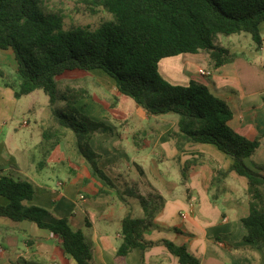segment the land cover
Here are the masks:
<instances>
[{"label": "trees", "instance_id": "trees-1", "mask_svg": "<svg viewBox=\"0 0 264 264\" xmlns=\"http://www.w3.org/2000/svg\"><path fill=\"white\" fill-rule=\"evenodd\" d=\"M114 18L97 26L77 24L66 27L62 15L43 12L41 0H0V50H12L17 63L14 73L0 62V82L15 91L16 98L42 90L49 99L50 117L43 131L46 141L60 142L72 133L75 155L82 157L96 181L98 192L115 194L129 204L136 198L144 215L128 212L122 221L123 242L118 256L135 249L143 254L159 244L178 257L179 264H201L188 245L168 239L148 240L145 236L163 209L162 195L149 198L130 188H121L100 166L101 154L91 145L95 134L114 133L102 120H95L77 105L80 96L61 92L59 77L68 71H101L116 83L117 91L132 98L148 115H177L176 126L168 135L178 149L188 143L214 144L232 159L231 166L215 173L225 178L234 171L247 179L248 215L243 218L247 234L264 252V167L254 169L246 158L257 152L264 135L249 138L230 124L233 110L203 82L173 84L160 72V62L183 53L207 51L213 67L231 62L232 50L217 42L219 35L250 33L263 46L260 25L264 22V0H98ZM74 150V151H73ZM193 161L187 160L183 177ZM216 179V178H215ZM35 184L0 172V195L8 203L0 205V217L31 221L50 230L65 253L78 264H95L94 251L81 230H74L68 217L55 222L45 218L51 211L29 204Z\"/></svg>", "mask_w": 264, "mask_h": 264}, {"label": "crops", "instance_id": "crops-1", "mask_svg": "<svg viewBox=\"0 0 264 264\" xmlns=\"http://www.w3.org/2000/svg\"><path fill=\"white\" fill-rule=\"evenodd\" d=\"M233 35L227 36L226 44L222 43L232 52L244 43L241 38L232 39ZM251 48L260 54L264 38L261 48L257 43ZM1 52L14 58L10 49ZM254 57L241 51L240 57L215 68L209 52L200 51L165 58L159 68L173 84L188 85L191 80L206 84L231 106V126L240 134L255 138L264 135V66ZM111 81L116 90L114 112L86 98L78 107L114 130L112 135L95 134L91 139V145L101 154L99 166L114 182L147 198L153 194L163 196L164 207L146 238L186 244L201 264H264L263 250L244 239L247 229L243 218L248 215L249 206L247 179L234 171L225 178L215 173L218 167L227 170L232 159L209 143L190 142L179 154L168 136L176 126L177 115H148L136 103L124 99L126 95L120 94L115 81ZM23 97L16 98L15 91L0 82V172L35 184L36 193L29 204L49 209L47 221L68 217L71 227L81 230L93 248L95 264H179L178 257L163 244L148 249L144 262L140 249L126 256L117 255L123 242L125 215L145 214L136 198L129 197L127 204L115 194L99 193L89 170L85 176L69 175L64 186L59 182L62 190L51 185L53 176L61 174L56 166L64 147L62 141L53 144L55 141L43 139L40 111L32 109L27 118L25 112L19 117L16 105ZM187 160L193 163L184 178L182 169ZM246 160H250L252 168L264 167V137L257 152ZM7 203L8 199L0 195V205ZM0 264L78 262L65 253L60 239L50 230L31 221L17 222L2 216Z\"/></svg>", "mask_w": 264, "mask_h": 264}, {"label": "rangeland", "instance_id": "rangeland-1", "mask_svg": "<svg viewBox=\"0 0 264 264\" xmlns=\"http://www.w3.org/2000/svg\"><path fill=\"white\" fill-rule=\"evenodd\" d=\"M41 9L43 12H55L62 15L66 27H71L77 24L97 26L103 21L114 18L113 14L108 12L98 3V0H41ZM261 29L264 38V22L262 23ZM231 37L232 39L241 38L244 42L242 48L238 46V48H241L239 52L238 48L233 49V53L236 55L234 56L235 58L240 57V52L244 51L247 56H255L254 60L264 66V50L260 54L252 52L253 50L251 45H256V42L250 33L242 32ZM217 42L226 44L227 36L220 34ZM2 60L6 61L4 65L7 70L14 73L17 67L15 57L9 58L0 50V61ZM59 89L61 92L69 95H79L80 99L77 103L79 107L82 105L83 101L85 102L83 98H86L102 103L105 106L106 111L114 112L116 110L115 107L117 101L115 98V87L111 78L101 71H68L59 77ZM124 99H129L133 104L136 103L128 96H124ZM16 109L19 113V117L23 115V112H25V118L28 117V113H33L32 109L40 111L41 119L43 118L41 131L43 132L48 126L47 123L51 110L48 96L42 90H39L31 95L24 96L19 100V102H17ZM28 109L29 111H27ZM20 120L23 121L22 118ZM67 133L68 134H65L64 136H60V142L62 141L61 144H63L64 150L60 151V157L62 159L57 163L56 168H58V171L61 174L59 177L53 176L51 182V185L59 190H62L60 185H65L66 178H68L69 175L77 178L78 176L81 177L88 175V170L90 172V168L86 161L82 157L75 155L74 152H71L74 137L72 133ZM53 141L54 139H52V142ZM246 163L251 167L250 160H246ZM213 167H215V165H213ZM68 189L69 187L66 191H68ZM82 193L86 192L83 191ZM81 198H85V196L81 195Z\"/></svg>", "mask_w": 264, "mask_h": 264}]
</instances>
